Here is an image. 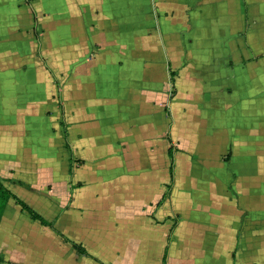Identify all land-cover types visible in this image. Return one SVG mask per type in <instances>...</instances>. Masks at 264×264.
<instances>
[{
	"label": "crops",
	"instance_id": "obj_1",
	"mask_svg": "<svg viewBox=\"0 0 264 264\" xmlns=\"http://www.w3.org/2000/svg\"><path fill=\"white\" fill-rule=\"evenodd\" d=\"M0 177L106 264H264V0H0ZM10 201L4 262L101 264Z\"/></svg>",
	"mask_w": 264,
	"mask_h": 264
},
{
	"label": "rangeland",
	"instance_id": "obj_2",
	"mask_svg": "<svg viewBox=\"0 0 264 264\" xmlns=\"http://www.w3.org/2000/svg\"><path fill=\"white\" fill-rule=\"evenodd\" d=\"M35 29H36V27H35ZM34 40L36 42L38 41V36L36 34H34ZM36 50L37 49H35V50L32 49L31 53L37 54L36 53ZM57 64H60V63L57 62ZM59 83L60 82L58 80V84ZM58 84H57V86H59ZM48 106H51V105L49 104ZM177 143H179V142L177 141ZM176 144H175V146L177 148H179V146L176 145ZM182 151H180V149H179V151H176L175 152V156L178 155L177 158H175V179L173 180V183H172V185H173L172 190L175 191L174 192L175 194H174L173 202L172 203L171 202H168V204H167V205H169V203H170V204H173L174 205V207L172 209V218L176 219V223H175L176 224V227L179 225L180 226V229L182 228V225L184 223H187L188 222L187 221L188 220L187 219V215L188 214H184L180 210V208L177 206V203L180 201V196L179 195L182 192V190L184 191L185 189L188 188V185L186 184V181H188V180H186L188 178V175L192 178V179H190L192 184H194V182L197 181V179H198L199 176L197 174L196 168H198V160H199V156H200L199 152L196 151L195 149H193V150L192 149H190V150H186L185 149V150H182ZM183 163L186 165V167H185V165H183ZM35 183L36 182H33L32 181V184L33 185ZM8 184L11 185L10 182H8ZM33 185H32V187L35 188ZM227 185H229L228 182H227ZM14 188H15L16 191H19V193H18L19 195L16 193L19 197H21V195H23L24 192L26 193V190H23L20 187H14ZM41 188H44V190L46 192L47 191H52L53 190V188H52V182H50V181L45 182L44 181L43 186ZM28 190L29 191L30 190L32 191L33 189L32 188H29ZM22 197H24V196H22ZM23 199H26V198H23ZM9 204H10L9 205L10 207H17V209H19V207L17 205H14L13 202L10 201ZM40 212L42 213V215L44 216V218H46V219H49L50 218L49 213H47L49 211H45L46 214L44 213V211H40ZM0 257H2V259H3V256L1 254H0Z\"/></svg>",
	"mask_w": 264,
	"mask_h": 264
},
{
	"label": "trees",
	"instance_id": "obj_3",
	"mask_svg": "<svg viewBox=\"0 0 264 264\" xmlns=\"http://www.w3.org/2000/svg\"><path fill=\"white\" fill-rule=\"evenodd\" d=\"M68 145V144H67ZM168 152L171 156V159H172V162H171V165H170V175H171V180L169 181V183L167 184L168 187H167V191L165 192V194L163 195V197L168 193V190L170 189L171 187V181L173 180V176H174V168H173V153L171 152V149L168 148ZM2 178L0 177V216L1 214L3 213L4 211V208L7 204V201L11 198V200L14 201L15 204L19 205L20 208L23 210V211H27L29 216L32 218V219H36L38 220L39 222H41L42 224H44L45 226L49 227L50 229H52L57 235H60L62 236V238L65 240V241H68L71 243V245L74 247V249L76 251H78V253L80 254H83V255H87L89 257H94L96 260H98L101 264H106L104 263L103 261H101L99 258L95 257V256H92V255H89L84 247H82L80 244H78L77 242L71 240L68 236H66L64 233L58 231L57 229H55V227L53 226V222L51 221H47L44 219V217L41 215V213H39L38 211H36L32 206H30L26 201H23L21 200L19 197H17L12 191L11 189L7 188L3 182H2ZM175 225V223H174ZM163 257H162V263L161 264H166V259H165V256H166V253H165V249L163 251ZM0 264H8L6 262H4V260L2 259V257H0Z\"/></svg>",
	"mask_w": 264,
	"mask_h": 264
}]
</instances>
